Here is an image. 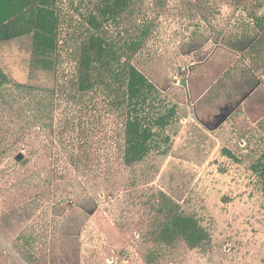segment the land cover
Wrapping results in <instances>:
<instances>
[{"label":"rangeland","instance_id":"374dc122","mask_svg":"<svg viewBox=\"0 0 264 264\" xmlns=\"http://www.w3.org/2000/svg\"><path fill=\"white\" fill-rule=\"evenodd\" d=\"M54 7V70L37 60L32 24L0 27V264H264V0ZM94 33L177 107L169 140L143 160L124 161L99 64L80 90ZM170 208L207 231L200 246L169 236Z\"/></svg>","mask_w":264,"mask_h":264},{"label":"trees","instance_id":"16d2710c","mask_svg":"<svg viewBox=\"0 0 264 264\" xmlns=\"http://www.w3.org/2000/svg\"><path fill=\"white\" fill-rule=\"evenodd\" d=\"M122 1L127 6L131 0ZM56 2L57 0H0V27L16 18L32 24L37 60L44 68L51 70L56 68L55 65L60 60L56 34L59 18L54 7ZM3 37L0 34V38ZM111 51V43L96 33L83 42L77 68L81 80L80 90L85 91L94 86L93 75L96 74V64H99L98 71H104L100 81L109 96V106L122 117L124 161L131 164L143 160L152 150H161V143L169 140V136L163 131L175 119L177 107L162 97L157 85L143 71L128 61L121 62ZM115 67H120L122 74H110V71H115ZM254 169L262 173L264 182V155L254 164ZM168 219L169 236L182 234L193 247L200 246L205 241L207 231L199 226L195 218L174 212L170 208Z\"/></svg>","mask_w":264,"mask_h":264},{"label":"water","instance_id":"95a60500","mask_svg":"<svg viewBox=\"0 0 264 264\" xmlns=\"http://www.w3.org/2000/svg\"><path fill=\"white\" fill-rule=\"evenodd\" d=\"M24 157H25V156H24L23 154H20V155L18 156L19 160H22Z\"/></svg>","mask_w":264,"mask_h":264}]
</instances>
